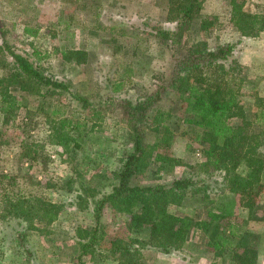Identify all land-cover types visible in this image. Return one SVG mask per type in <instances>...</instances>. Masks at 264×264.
I'll return each instance as SVG.
<instances>
[{
  "label": "rangeland",
  "instance_id": "1",
  "mask_svg": "<svg viewBox=\"0 0 264 264\" xmlns=\"http://www.w3.org/2000/svg\"><path fill=\"white\" fill-rule=\"evenodd\" d=\"M243 1L250 12L264 4V0ZM168 5L169 0H0V78L7 71L4 63L10 60L3 48L6 43L44 75L69 86L50 95L43 87L34 91L44 97L20 90V106L9 111L6 120L0 112V264L78 263L81 231L95 224L93 196L111 189L112 172L131 145L128 120L117 100L135 101L161 85L166 89L154 109L163 111L165 119L148 125L144 141L157 144L159 152L178 157L183 164L169 172H156L150 166L136 169L130 181L148 185L187 176L193 179V187L205 186V196L199 194L180 208H171L188 222L204 218L206 209L227 194L222 172H200L204 156L195 140L199 129L183 120V99L169 84L174 51L154 29L171 27ZM201 12L216 16L215 25L200 32L198 22L194 23L183 44L202 40L214 47L237 42L232 53L238 63L235 77L240 102L251 116L255 96H264V30L254 38L239 36L229 21L226 0H204ZM117 83L121 89L115 92ZM63 119L69 121L67 148L54 143L53 136L47 140L51 127ZM22 141L28 153L38 154L36 158L22 155ZM32 196L62 204V208L52 220L49 214L42 220L30 214H7V199ZM260 201L257 215L261 220H248L246 228L257 235L258 264H264V191ZM234 211L241 219L247 215L238 206ZM125 217L109 204L103 207V227L96 233L99 240L94 252L82 256L84 264H118L108 249L115 238H127ZM202 239L196 228L190 230L187 247L179 254L187 259L185 263L177 258L172 262L169 255L153 248H141L142 257L145 264H162V259L167 264H193L201 255L214 259Z\"/></svg>",
  "mask_w": 264,
  "mask_h": 264
},
{
  "label": "trees",
  "instance_id": "2",
  "mask_svg": "<svg viewBox=\"0 0 264 264\" xmlns=\"http://www.w3.org/2000/svg\"><path fill=\"white\" fill-rule=\"evenodd\" d=\"M226 1L229 21L239 36L254 38L264 30V4L250 12L244 9L243 0ZM203 2L169 0L167 20L172 22L171 27L154 29L174 51L169 84L183 99V120L193 129H199L195 140L201 145L204 156L199 170L205 174L222 172V187L226 188L227 194L216 206L206 209L204 218L188 222L185 216L175 214L171 208L185 205L188 199H195L199 194L205 196V186L193 187V179L187 176L164 183H132L130 175L136 169L150 166L156 172H169L183 162L178 157L159 152L157 144L144 141L148 125L165 119L164 112L154 109V105L166 86L161 85L135 101L120 98L117 104L127 117L131 145L121 157L120 166L112 172L111 189L98 197L93 196L91 210L95 224L81 231L77 264H84L82 256L94 252L99 240L96 233L103 227L100 219L106 204L126 216L127 238H115L108 249V255L118 264H145L141 248H153L163 255L179 252L192 228H196L204 239L205 250L214 254L210 264H258V237L248 231L246 224L248 220H261L257 214L262 208L260 195L264 191V96H255V109L250 116L240 102V84L235 77L238 63L232 53L237 42L214 47H208L202 40L183 44L185 34L194 23L198 22L200 32L210 31L215 25L216 16L202 14ZM3 48L10 56L3 66L7 71L0 78V112L5 120L9 111L20 106L17 97L20 90L44 97L56 90L69 89L66 82L44 75L27 56L10 50L6 43ZM41 87L45 94L34 92ZM120 89L121 83H117L115 92ZM74 97L81 100L83 106L86 104L84 98ZM66 121L63 119L59 125L51 127L52 134L47 135V140L53 136L54 143L66 144L69 136ZM25 142H21L23 148ZM22 150V155L28 159L38 155L28 153L26 148ZM6 201L7 214H30L41 220L44 214H49L48 219L52 220L62 208V204L36 196ZM236 206L247 210V218L237 216ZM142 234H146L145 237L134 236ZM252 236L255 241L251 243Z\"/></svg>",
  "mask_w": 264,
  "mask_h": 264
},
{
  "label": "crops",
  "instance_id": "3",
  "mask_svg": "<svg viewBox=\"0 0 264 264\" xmlns=\"http://www.w3.org/2000/svg\"><path fill=\"white\" fill-rule=\"evenodd\" d=\"M175 207H177V208H180L181 206H175ZM241 209H243L244 210V212H246L247 213V210L246 209H244V208H242L241 207ZM173 212V211H172ZM175 214H177V215H180V213H176V212H174ZM242 217L243 218H247V215H245V216H243L242 215ZM197 235H198V233H197ZM200 235V234H199ZM187 241V240H186ZM187 244H186V242H185V245H184V247L182 248V249H184L185 247H187L186 246ZM204 252V251H203ZM208 252H210V251H208ZM179 254H181V251H179V252H172V253H169V254H164V255H169V257H170V259L172 260V262H173V260L174 259H172V258H177V260H179V261H181V263L182 262H187V259H184V257H182V256H180ZM208 256V255H207ZM206 255H201V256H199L198 258H197V261H195V262H193V264H210L211 263V260L212 259H209L208 257H207ZM168 259V258H167ZM207 259H209V262L207 263ZM172 262H169V264H174V263H172ZM181 263H179V264H181ZM259 263V262H258ZM162 264H167V261H165L164 259H162Z\"/></svg>",
  "mask_w": 264,
  "mask_h": 264
}]
</instances>
